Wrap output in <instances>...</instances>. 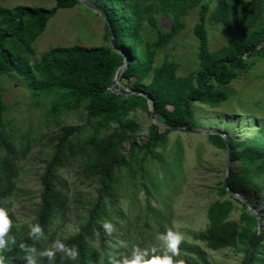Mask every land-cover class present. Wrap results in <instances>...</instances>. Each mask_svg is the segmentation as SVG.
<instances>
[{
	"label": "trees",
	"instance_id": "1",
	"mask_svg": "<svg viewBox=\"0 0 264 264\" xmlns=\"http://www.w3.org/2000/svg\"><path fill=\"white\" fill-rule=\"evenodd\" d=\"M91 1L106 13L114 46L127 55L119 87L146 93L152 100L153 117L168 124L194 129V103L217 108L228 98L223 89L246 72L255 59H264V0ZM76 5H79L76 0H55L49 10L0 7V75L22 78L37 95L54 93L56 99L48 115L57 117L82 109L85 118L83 125H63L58 130L39 177L34 215L17 223L11 203L18 189L19 164L30 154V144L28 140L18 141L2 119L6 105L0 92V207L6 209L12 220L9 236L16 240V245H9L11 251L3 253L5 264H24L21 259L24 253L18 245L33 244L28 237L31 224L39 223L44 230L45 238L34 245L38 251L54 241L53 227L63 218L68 206L67 180L63 173L73 168L75 177L88 181L95 194L87 200L89 207L79 218L77 229L62 240L69 247L77 246L79 258L61 260V254L57 253L54 264H109L110 256L130 255L134 245L140 248L152 245V235L145 231L150 224L156 234L164 233L169 227L171 213L166 200L170 196L166 191L175 193L184 181L180 143H175L173 155L165 154L171 130L149 123L145 140L136 139L141 132L136 112L147 113L146 99L140 95H115L108 90L122 64L121 54L109 46L56 47L30 62L35 56L33 44L45 31L48 21L58 10ZM192 9L198 13L193 28L198 40V68L178 76L176 61L165 58L156 65V55L186 29L183 18ZM158 16L170 19L168 29L160 26ZM206 23L232 30L228 43L210 50ZM104 27L109 41V29L106 24ZM148 31L154 34V40H147ZM222 133L227 135L226 129ZM227 138L230 167L226 186L244 195L257 208L262 224L247 264H264V126L245 142L229 135ZM206 139L214 148L225 149L221 136L210 134ZM174 169L179 171L177 175ZM157 170L163 171L161 178ZM139 191L143 192L145 203L136 220L144 219L143 226L124 221L119 205L123 194L130 201L129 211H134L139 204ZM215 193L218 199L205 210V227L192 240L212 251L232 248L245 256L244 264L257 232V220L222 183ZM235 212L238 216L233 219ZM105 222L114 226L110 236L102 227ZM118 228L126 245L114 247L110 241ZM179 248L184 264H215L208 261L197 245L182 242ZM39 264L49 261L39 259Z\"/></svg>",
	"mask_w": 264,
	"mask_h": 264
},
{
	"label": "rangeland",
	"instance_id": "2",
	"mask_svg": "<svg viewBox=\"0 0 264 264\" xmlns=\"http://www.w3.org/2000/svg\"><path fill=\"white\" fill-rule=\"evenodd\" d=\"M54 4L55 0H0V7L4 8L36 7L49 10ZM158 22L163 29L169 28V18L158 16ZM183 22L186 29L156 55V65L165 58L176 61L178 76H185L198 68V40L193 32V28L198 22L197 10H190L188 15L183 18ZM104 24L101 17L81 4L73 8L58 10L48 21L45 31L33 44L35 56L30 62L38 60L43 54L56 47L83 46L95 49L109 46V42L105 38ZM206 30L208 47L212 51L226 45L233 35L232 30L217 24L206 23ZM145 37L149 41L155 39L154 34L150 31L146 33ZM223 90L227 93L228 98L217 108L194 103L192 107L196 121L194 129L217 130L219 132L226 129L227 135L238 142L250 140L264 126V59H255L246 72L240 73L238 78ZM0 92L6 105L2 119L8 123L18 141L24 139V141L28 140L30 144V154L19 164L18 189L11 203V211L15 216L14 222L20 223L28 221L34 215L35 203L38 201L39 177L49 159L53 139L58 130L63 125L85 124L84 111L82 109L72 110L57 117L48 115L56 95L54 93L37 95L22 78L16 75H0ZM136 117L141 131L136 139L141 142L146 138L147 126L150 121L147 113L142 111H137ZM176 142H179L181 146L184 181L179 187L177 186L175 193L166 191L170 196L166 203L171 213L168 228L176 230L174 226L178 224L179 232L183 236L182 242L199 246L210 263L243 264L245 256L235 253L232 248L212 251L204 244L192 240L193 235H197L205 227L207 206L218 199L215 191L223 179L225 150L214 148L208 143L205 135L171 131L165 154L173 155ZM75 170L73 168L67 173H63L67 180L68 206L63 218L53 227V231H56L54 241L56 239L62 241L77 229L79 218L89 207L87 200L95 194L93 187L88 186V181L75 177ZM174 171L175 175L179 172L175 169ZM157 175L161 178L163 171L157 170ZM123 186L125 185L123 184ZM138 199L137 208L131 212L129 211L130 201L123 194H121L119 205L124 213V221L130 220L143 226L144 219L136 220L141 205L145 203L142 191L138 192ZM237 216L238 212H235L232 218L235 219ZM145 232L152 235V245L160 247L156 241L157 234L152 229V224ZM131 235L133 238L136 237L133 232ZM110 242L114 247L126 245L121 235V228H118ZM174 259L184 260L181 253Z\"/></svg>",
	"mask_w": 264,
	"mask_h": 264
},
{
	"label": "clouds",
	"instance_id": "3",
	"mask_svg": "<svg viewBox=\"0 0 264 264\" xmlns=\"http://www.w3.org/2000/svg\"><path fill=\"white\" fill-rule=\"evenodd\" d=\"M106 235H111L115 229L110 222L102 225ZM173 228L166 227L164 233H158L156 241L160 247L149 245L140 248L134 245L130 255H121L116 258L114 255L109 257V264H184L183 260H175L174 257L180 254V244L183 236L179 232V225ZM12 228V220L9 218L6 209L0 207V264H5V251H11L9 245H16L15 237L9 236ZM28 237L33 241L32 245L21 242L18 247L24 253V264H39V259L46 258L49 264H54L56 254H61V260L67 259L76 261L79 258L77 246H67L60 239H56L52 244L42 251H38L34 246L36 242L44 239V230L39 223L29 226Z\"/></svg>",
	"mask_w": 264,
	"mask_h": 264
},
{
	"label": "water",
	"instance_id": "4",
	"mask_svg": "<svg viewBox=\"0 0 264 264\" xmlns=\"http://www.w3.org/2000/svg\"><path fill=\"white\" fill-rule=\"evenodd\" d=\"M79 4L83 5L85 8L89 9L90 11L94 12L96 15H98L99 17H101L104 21V23L106 24L107 28L109 29V47L111 48V50L119 53L122 55L123 57V61L122 64L117 68L113 80L111 81V83L108 86V90L115 94V95H123V96H127V95H140L142 97H144L148 103V108H147V115L149 118L150 123L164 128V129H168L171 131H176L179 133H185V134H196V135H210V134H216L221 136L224 141H225V153H226V160H225V167H224V173H223V179H222V186L225 188V190L231 194L234 198L238 199L241 203H243L247 209L251 212V214H253L257 220V232L256 235L250 245V248L248 250L247 256H246V260L244 264H247L249 257H250V253L251 250L255 244V242L257 241V238L262 230V224L261 221L258 217L257 214V208H253L249 202L246 200V198L244 197V195L236 193V192H232L231 190H229L226 186V182H227V176H228V172H229V167H230V158H229V145H228V138L227 136L222 133L219 132L217 130H198V129H190V128H184V127H178V126H174L171 124H168L166 122L157 120L153 117V104H152V100L150 99V97L144 93L143 91H136V90H130V89H126V88H120L119 87V80H120V74L122 73L123 69L126 67L127 64V55L126 53H124L122 50L116 48L114 46V41H113V34L111 31V26H110V22L106 16V13L102 10V8H100L99 6H97L94 2H92L91 0H76ZM119 87V88H118Z\"/></svg>",
	"mask_w": 264,
	"mask_h": 264
}]
</instances>
